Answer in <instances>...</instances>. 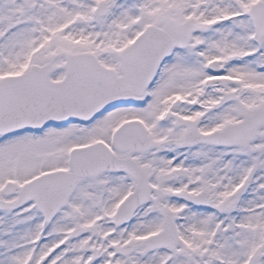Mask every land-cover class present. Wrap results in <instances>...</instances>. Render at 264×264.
<instances>
[{"label": "snow or ice", "instance_id": "1", "mask_svg": "<svg viewBox=\"0 0 264 264\" xmlns=\"http://www.w3.org/2000/svg\"><path fill=\"white\" fill-rule=\"evenodd\" d=\"M0 264H264V0H0Z\"/></svg>", "mask_w": 264, "mask_h": 264}]
</instances>
